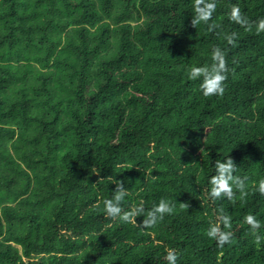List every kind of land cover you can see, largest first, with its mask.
Segmentation results:
<instances>
[{
    "label": "trees",
    "instance_id": "obj_1",
    "mask_svg": "<svg viewBox=\"0 0 264 264\" xmlns=\"http://www.w3.org/2000/svg\"><path fill=\"white\" fill-rule=\"evenodd\" d=\"M205 2L194 24L195 0H0V264H264V0ZM216 48L206 97L189 70Z\"/></svg>",
    "mask_w": 264,
    "mask_h": 264
},
{
    "label": "clouds",
    "instance_id": "obj_2",
    "mask_svg": "<svg viewBox=\"0 0 264 264\" xmlns=\"http://www.w3.org/2000/svg\"><path fill=\"white\" fill-rule=\"evenodd\" d=\"M203 4V7H201ZM216 4L215 2H205V0H195L194 11L196 13L197 19L193 21L194 24H199L201 22H207L215 11ZM229 18L236 23L247 26L249 21L244 19L241 15L240 9L238 7H233L229 14ZM258 30L264 31V20H261L258 24ZM229 42H231L229 40ZM213 64L209 66L202 67H192L189 70V79L192 80H201V91L204 96L212 95H221L224 92L223 81L226 79L224 74L226 71L225 68V59L223 52L216 48L212 52ZM218 172L219 174L216 177L211 179L212 195L214 197H220L221 194H231L232 193V182H233V163L231 159H228L226 163H220L217 161ZM119 187V184H118ZM258 191L264 194V180L259 182ZM124 199V194L121 192L113 199L105 200V213L108 217L115 218L120 217L123 221H131L134 217L141 214V205L135 207L133 210L126 212L121 215V207L118 206V202ZM172 207L168 204L167 201L161 200L159 204L154 205L153 208L147 212L148 219L143 221V227H150L154 225L159 219H163L165 213H171ZM246 222L251 225L252 229H258L260 227L259 221H257L253 216L249 215L246 217ZM216 229L211 228L208 232L209 237L215 238ZM257 240H260V237L257 236ZM229 241L227 234L222 235L220 243ZM168 264H176L177 256L173 251H169L165 257Z\"/></svg>",
    "mask_w": 264,
    "mask_h": 264
}]
</instances>
